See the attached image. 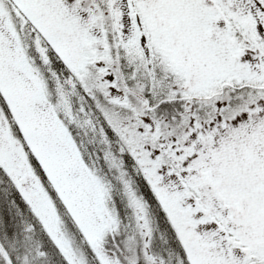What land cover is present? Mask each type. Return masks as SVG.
I'll list each match as a JSON object with an SVG mask.
<instances>
[{
    "label": "snow or ice",
    "instance_id": "snow-or-ice-1",
    "mask_svg": "<svg viewBox=\"0 0 264 264\" xmlns=\"http://www.w3.org/2000/svg\"><path fill=\"white\" fill-rule=\"evenodd\" d=\"M161 105L178 106L171 122ZM77 116L118 145L97 156L127 194L137 255L107 246L112 181L80 151ZM125 156L175 234V264H264V0H0L2 191L19 193L63 264H166ZM7 233L0 264H31Z\"/></svg>",
    "mask_w": 264,
    "mask_h": 264
},
{
    "label": "rangeland",
    "instance_id": "rangeland-1",
    "mask_svg": "<svg viewBox=\"0 0 264 264\" xmlns=\"http://www.w3.org/2000/svg\"><path fill=\"white\" fill-rule=\"evenodd\" d=\"M24 46L31 53L32 37L28 34V31L24 30ZM54 96V94H52ZM178 106L173 105H161L160 112L164 115L165 120L171 122V118ZM57 111H64L63 105H57ZM203 115V113H202ZM95 117H93L94 119ZM69 122H73L69 117ZM74 132L79 143L80 151L83 152L85 157L93 164V172L101 178H110L112 183L106 185L111 193L110 206L116 213L120 223L118 231L114 235H110L108 238L107 246L112 248L113 245H118L121 250L125 251L127 255H137L142 250V239L135 226V217L133 210L129 207L127 194L124 192L120 181L117 179V172H110L108 164L105 163L106 159H111L110 156H105L104 159H100L97 155L115 153L118 145L116 143L107 144L104 142L102 136L98 134L94 128L90 127L85 116H77L75 118ZM48 145L51 149L56 150L58 145L56 144L55 137L48 138ZM124 167L126 170L125 179L129 180L135 187V191L138 195L142 196L147 202L149 208V215L152 220L153 234L151 241V252L158 257H164L166 264H175V258L169 257V252L176 250L175 234L173 233L168 221L164 217L163 213L159 211L158 205L155 202V198L152 196L148 186L143 181L142 177L137 176L133 170V161L125 156ZM5 180L8 182V178L0 174V223L5 225L4 228H0V241L6 239L8 233L7 229L11 228L14 237H19L22 244L19 245L21 254H28L33 257L31 264H63V258L59 254L58 249L51 242L46 233L36 224L34 218L28 207L22 203L19 199L17 192L13 188V192L10 191L7 198L3 185ZM8 200H14L16 202V208H10L7 203ZM44 200L47 207L51 210L52 215L55 216V209L52 208L51 202L48 201L47 195H44ZM5 216V219H4ZM32 223L35 225V231L31 236L25 235L23 240L22 228L25 224ZM68 230L75 238L77 245L80 244V234L71 224L70 221H66ZM167 239L168 245L162 244L160 247L159 242H163L162 237ZM130 240L132 243H130ZM173 242V243H172ZM41 247H43L41 249ZM86 248V245H85ZM154 248V249H152ZM130 249V251H129ZM43 251L45 255L41 257L39 252ZM164 251V254L160 253Z\"/></svg>",
    "mask_w": 264,
    "mask_h": 264
},
{
    "label": "trees",
    "instance_id": "trees-1",
    "mask_svg": "<svg viewBox=\"0 0 264 264\" xmlns=\"http://www.w3.org/2000/svg\"><path fill=\"white\" fill-rule=\"evenodd\" d=\"M2 172H0V174H1ZM2 175H3V173H2ZM5 177V176H4ZM7 183V180H5V182H4V186H5V184ZM11 191L13 192V189H11ZM14 194H15V192H13ZM161 244L163 243V242H160ZM173 243V242H172Z\"/></svg>",
    "mask_w": 264,
    "mask_h": 264
}]
</instances>
